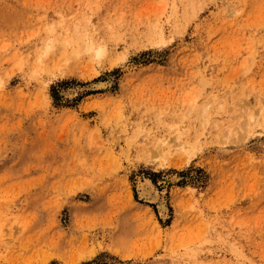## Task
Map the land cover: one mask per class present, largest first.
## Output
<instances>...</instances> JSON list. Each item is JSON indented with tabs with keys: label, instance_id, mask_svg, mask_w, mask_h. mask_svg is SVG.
I'll use <instances>...</instances> for the list:
<instances>
[{
	"label": "rangeland",
	"instance_id": "1",
	"mask_svg": "<svg viewBox=\"0 0 264 264\" xmlns=\"http://www.w3.org/2000/svg\"><path fill=\"white\" fill-rule=\"evenodd\" d=\"M0 264H264V0H0Z\"/></svg>",
	"mask_w": 264,
	"mask_h": 264
},
{
	"label": "bare ground",
	"instance_id": "2",
	"mask_svg": "<svg viewBox=\"0 0 264 264\" xmlns=\"http://www.w3.org/2000/svg\"><path fill=\"white\" fill-rule=\"evenodd\" d=\"M88 38H89V36H88ZM87 39V38H86ZM90 42H91V44H88V48H92L93 47V43H92V40H90V39H88ZM88 43V42H87ZM48 45V44H47ZM99 51V50H98ZM102 51V50H101ZM100 51V52H101ZM162 142L166 145L167 143H166V141H163L162 140ZM141 195L144 197V198H146V200H149V201H155L156 199H157V192L152 188V186H148V187H144V188H142V190H141ZM159 199V198H158ZM159 208L160 209H162V210H164L165 209V206H164V204H163V201H159ZM165 212V211H164ZM161 213H162V211H161Z\"/></svg>",
	"mask_w": 264,
	"mask_h": 264
}]
</instances>
